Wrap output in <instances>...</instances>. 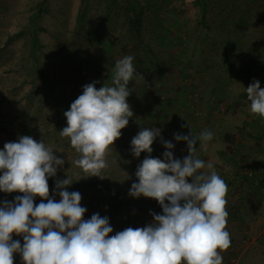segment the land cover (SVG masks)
Wrapping results in <instances>:
<instances>
[{"label": "rangeland", "instance_id": "obj_1", "mask_svg": "<svg viewBox=\"0 0 264 264\" xmlns=\"http://www.w3.org/2000/svg\"><path fill=\"white\" fill-rule=\"evenodd\" d=\"M128 55L143 76L129 82L133 116L109 146L103 178L86 176L73 163L78 153L69 139L60 136L64 112L84 85L109 86L116 61ZM254 79L264 89V0H0V150L21 136L43 140L64 160L55 176L73 180L66 190L81 194L83 219L107 216L110 236L146 226L150 212L162 214L155 199L128 194L142 160L163 157L161 138L173 142L174 133L198 134L207 125L220 136L222 128L239 126L250 115L246 87ZM152 127L161 129L152 153L134 157L131 139ZM208 147L197 152L204 161ZM256 148L264 144L256 142ZM242 154L233 175L253 170ZM58 191L49 185L55 202ZM17 195L23 194L0 192V202ZM40 202L36 196L34 205ZM259 204L264 207V200ZM232 213L223 264H264V212ZM13 239L23 244L22 236ZM13 264H22L18 253Z\"/></svg>", "mask_w": 264, "mask_h": 264}, {"label": "clouds", "instance_id": "obj_2", "mask_svg": "<svg viewBox=\"0 0 264 264\" xmlns=\"http://www.w3.org/2000/svg\"><path fill=\"white\" fill-rule=\"evenodd\" d=\"M133 59L128 55L116 61L109 86L97 89L96 81L84 85L64 112L67 126L60 136L69 139L78 153L73 163L86 176L103 178L100 173L107 167L109 146L133 116L126 100L129 82L143 78ZM246 97L250 114L264 119L259 80L246 87ZM160 132L156 127L140 130L131 139V154H151ZM212 137L209 130L198 136L174 133L175 141L187 144L183 159L174 158L175 145L161 138L166 149L163 159L145 157L135 171L138 182L131 184L128 194L155 199L162 214L150 212L151 223L111 236L107 216L94 213L83 219L87 209L80 204L81 194L66 190L73 183L70 177L55 182L59 202L50 198L48 178L64 164L53 148L30 136L6 142L0 150V192L23 195L0 202V264H13L14 253L22 264H223L221 253L231 244L226 230L228 187L213 164L197 156L196 147L199 142L205 148ZM36 196L41 202L34 205ZM13 234L22 236V245Z\"/></svg>", "mask_w": 264, "mask_h": 264}, {"label": "crops", "instance_id": "obj_3", "mask_svg": "<svg viewBox=\"0 0 264 264\" xmlns=\"http://www.w3.org/2000/svg\"><path fill=\"white\" fill-rule=\"evenodd\" d=\"M259 118V116L250 114L248 117L246 116L241 120L239 126H229L230 128L225 127V130L222 128L220 136H213L212 139L207 142L209 147L205 158L206 164L212 163L217 173L222 175L220 177L225 181L228 187L226 194L227 203L230 207L235 206L236 209L241 211V214L242 212H264V207H261L259 204V202L264 200V197L257 193L262 192L261 188L264 187L263 183L260 182L262 186H259L258 182V179L263 176V169H256V175L253 179L240 177L235 174L234 176L232 174V170H234L233 167L235 166L233 162L236 156H241V153L249 160L246 161L251 166L255 165L257 167V162L261 164L264 162V149L257 150L256 148V142H260L261 147L264 144V124L261 123L262 120ZM193 127L195 129L199 128L200 124L197 122ZM207 127L208 125L204 126V128L201 127L202 130L198 134L196 132H192L191 134L198 136L203 130H209ZM165 140L170 141L167 140V138H165ZM172 143L175 145V149L173 148L171 151H177V156L180 154H188L185 141L177 142L174 140ZM199 145L200 144L197 143V151ZM182 151L185 152L181 153ZM203 171H207V168ZM190 181L191 178H189V182ZM235 187H237L236 192L233 194ZM249 215L252 216V213ZM230 217H227V220H229Z\"/></svg>", "mask_w": 264, "mask_h": 264}, {"label": "trees", "instance_id": "obj_4", "mask_svg": "<svg viewBox=\"0 0 264 264\" xmlns=\"http://www.w3.org/2000/svg\"><path fill=\"white\" fill-rule=\"evenodd\" d=\"M131 7V14H132V16H133V18H135L137 21H139V15H138V13H137V11H136V6L135 5H131L130 6ZM16 35H18V33H16V34H14L13 36H12V38H14V37H16ZM198 148H199V150L198 151H200L201 150V146L199 145L198 146ZM197 151V152H198ZM173 154H175V152H173ZM176 156L174 157V158H176V159H183L184 158V156H182L181 154L180 155H178L177 156V154H175ZM258 166L256 167L255 165L254 166H251L252 168H253V170L251 171V174L250 175H252V173H253V176H250V175H248L247 174V170L246 171H239V172H237L236 173V175H239L240 177H247V178H249V179H253L254 177H255V175H256V169H258V168H262L263 169V165L262 164H264V162L262 163V164H259V162H257L256 163ZM236 172V171H235ZM262 174H263V176L262 177H260L259 179H258V182H259V186H262L261 185V183H263V186H264V169L262 170ZM60 179H63V178H60V177H56V176H54V177H49L48 178V185H50V186H54L55 187V182H56V180H60ZM261 182V183H260ZM93 183V185H101V183L99 184V182H92ZM261 191L262 192H260V194L261 195H264V187H262L261 188ZM258 193V192H257ZM227 208H228V210H232V212H236L237 211V209H236V207H230V205L229 206H227ZM235 209V210H234ZM232 212H228V217H230L233 213ZM232 247V246H231Z\"/></svg>", "mask_w": 264, "mask_h": 264}, {"label": "built area", "instance_id": "obj_5", "mask_svg": "<svg viewBox=\"0 0 264 264\" xmlns=\"http://www.w3.org/2000/svg\"><path fill=\"white\" fill-rule=\"evenodd\" d=\"M206 148V147H205ZM205 148H201V150L205 149ZM174 156V155H173ZM160 159H163V157H160ZM247 174L250 175L251 174V171L250 170H247Z\"/></svg>", "mask_w": 264, "mask_h": 264}]
</instances>
